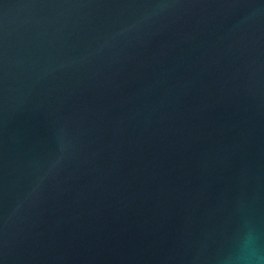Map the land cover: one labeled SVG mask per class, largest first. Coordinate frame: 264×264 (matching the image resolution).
<instances>
[{
  "label": "water",
  "instance_id": "95a60500",
  "mask_svg": "<svg viewBox=\"0 0 264 264\" xmlns=\"http://www.w3.org/2000/svg\"><path fill=\"white\" fill-rule=\"evenodd\" d=\"M264 257V0H0V264Z\"/></svg>",
  "mask_w": 264,
  "mask_h": 264
},
{
  "label": "clouds",
  "instance_id": "9594fccd",
  "mask_svg": "<svg viewBox=\"0 0 264 264\" xmlns=\"http://www.w3.org/2000/svg\"><path fill=\"white\" fill-rule=\"evenodd\" d=\"M219 260L220 264H264L259 234L241 226Z\"/></svg>",
  "mask_w": 264,
  "mask_h": 264
}]
</instances>
